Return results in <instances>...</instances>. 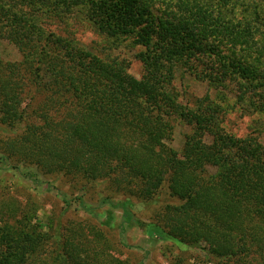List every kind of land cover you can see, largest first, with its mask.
Returning a JSON list of instances; mask_svg holds the SVG:
<instances>
[{"label":"trees","instance_id":"1","mask_svg":"<svg viewBox=\"0 0 264 264\" xmlns=\"http://www.w3.org/2000/svg\"><path fill=\"white\" fill-rule=\"evenodd\" d=\"M80 16L103 47L76 39L69 23ZM0 40L21 56L0 61V124L25 125L3 142L5 158L106 184L125 200L78 206L120 208L122 225L133 218L128 199L151 201L167 182L179 202L159 215L170 239L264 264V146L224 127L230 101L264 115V0H0ZM121 45L139 78L112 55ZM179 73L205 82L206 95L185 100ZM177 125L188 129L180 151L167 145ZM11 211L0 212V264H36L40 225ZM78 259L70 251L45 264H93Z\"/></svg>","mask_w":264,"mask_h":264},{"label":"rangeland","instance_id":"2","mask_svg":"<svg viewBox=\"0 0 264 264\" xmlns=\"http://www.w3.org/2000/svg\"><path fill=\"white\" fill-rule=\"evenodd\" d=\"M75 18L69 25L75 29L76 39L83 45L103 47L101 34L81 16ZM131 54L123 45L112 51V55L125 58L130 64L129 73L139 78L141 66ZM0 61L16 63L21 61V56L13 45L0 40ZM179 74L176 87L184 93L185 100L206 95L205 82ZM209 94L212 98L216 96L213 91ZM39 101L37 98L31 105L28 124L36 123L31 112ZM232 104L228 103L230 110L225 118V129L237 137L253 136L264 146V115H248L237 105L231 108ZM24 126L8 128L0 124V212L10 208V217H13L18 208L24 216L34 218V224L40 225L43 240L36 264L56 261L59 254L70 251L79 256L80 262L92 258L93 264H236L209 255L203 244L187 245L166 235L159 215L165 206L179 203L169 196L167 182L151 201L128 199V209L133 216L128 224L122 225L120 208L102 205L92 214L85 213L79 208L77 197H82L85 204L92 207L106 196L114 203L125 197L112 195L102 182L75 180L62 174L45 175L34 165L5 158L3 142L20 135ZM187 130L184 125H177L167 145L180 151Z\"/></svg>","mask_w":264,"mask_h":264}]
</instances>
